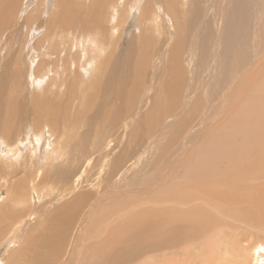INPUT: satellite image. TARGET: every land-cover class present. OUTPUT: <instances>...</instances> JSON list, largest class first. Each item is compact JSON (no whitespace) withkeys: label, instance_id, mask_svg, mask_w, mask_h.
Instances as JSON below:
<instances>
[{"label":"bare ground","instance_id":"obj_1","mask_svg":"<svg viewBox=\"0 0 264 264\" xmlns=\"http://www.w3.org/2000/svg\"><path fill=\"white\" fill-rule=\"evenodd\" d=\"M36 1L0 0V35L25 12L24 25L34 30L29 33L31 38L36 20L45 17L43 29L2 63L0 139L19 153L27 150L25 142L10 134L13 118L3 111L8 90L19 93L13 108L16 122L36 146L46 142L40 115L51 118L47 132L54 136L64 102L79 111L98 96L103 103L117 107L108 120L97 121V136L104 126L114 130L126 108L129 121L123 131L128 149L120 157L117 151L104 153L114 142L110 140L106 149L99 150L105 160L98 176L97 204H102L106 224L97 221L99 239L93 251L100 264H264L263 0H202L213 13L186 0H93L91 5L87 0H40V10L35 9L40 4ZM53 1H59L62 9L52 11L57 14L55 25L43 12L49 15ZM18 4L20 10L14 13ZM84 34L91 35L88 39L95 47L79 37ZM120 36L127 40L116 53L113 45ZM55 37L62 43L51 44ZM66 39L78 44L80 56L74 54V46L63 45ZM208 52L213 56L211 62H205ZM155 53L158 56L148 58ZM106 55L122 56L120 70L109 65L105 73L99 71L97 62ZM237 62L252 78L261 79L260 94L250 95L248 80L232 78ZM123 67L128 69V77L119 75ZM83 75H95L96 80L106 77L97 86ZM31 87L38 90L37 95L22 96ZM247 98L249 104L244 108ZM83 117L66 111L61 128L63 148L71 151L69 130L74 119ZM153 117L163 121L152 123ZM180 132V150L171 155L166 142L177 139ZM192 139V145L184 142ZM137 148L142 153L127 168V161L137 156ZM42 149L46 150L33 152L40 154ZM16 155L11 156L12 161L17 160ZM116 157L112 175L129 174V178L113 184L112 177L111 192L103 178ZM90 165L85 164L75 178L74 191ZM187 188L192 191L185 195ZM8 192L11 199V188ZM25 196L24 189L17 194L19 200ZM90 206L77 226L64 264L82 255L88 234H97L96 222L88 225ZM4 215L16 216L7 211ZM59 215L51 216L48 228L36 231L35 243L41 250L49 230L58 233L70 227V221H60ZM187 217L193 221H183ZM21 223L6 234L0 264H10L11 259L17 262V255L22 254L27 225ZM163 224L168 225L167 231L153 235ZM25 249L26 256L32 255L29 251L39 254L29 244ZM142 252L147 254L143 259Z\"/></svg>","mask_w":264,"mask_h":264},{"label":"rangeland","instance_id":"obj_2","mask_svg":"<svg viewBox=\"0 0 264 264\" xmlns=\"http://www.w3.org/2000/svg\"><path fill=\"white\" fill-rule=\"evenodd\" d=\"M5 1L6 0H3V2ZM78 1L83 2L84 0ZM186 1L189 3H196L199 9H205L211 13L214 12L211 9H206L202 0ZM36 2L40 3V0H37ZM92 2L93 0H87L88 5H91ZM19 5L20 4L15 7L14 13L17 10H20ZM42 5L43 3L41 2L40 4L35 6V9L40 10ZM51 5L53 6L50 9L49 15L46 11L43 10V12L45 13V15L53 18L52 23L55 25V17H57V14L53 15V12H56V10L59 11V9H61V3L59 1H53ZM22 10L23 8H21V13ZM24 13L21 16L19 22L13 24V27H5L2 30V34L0 35V69L2 72L4 69V64L2 63L5 61L8 54L18 49H24L28 45L30 39L34 37L35 33L43 29L44 24H42V19H45V17L36 20L37 23L33 26V29H35L36 31L30 38L29 33H32L34 30H31V25H24L27 23V13H25V15ZM262 28H264V26H262ZM107 29H109L108 26ZM72 34L75 36V39H77L76 34H74L73 31ZM132 35H135V33L132 32ZM79 37L81 39L89 40V44L87 43L88 46L95 47L94 42L91 39H88V37H91L90 34L80 35ZM125 40H127V38L122 36L116 39L113 45V48H117L116 53L118 52V48L124 44ZM55 42L59 44L62 43L61 39L58 37H55V40L50 41L51 44H54ZM193 44L194 43H191L190 46L194 48ZM63 45L74 46V54H79L80 56L82 53L78 44H73L68 39L64 40ZM214 45L215 43L211 44L210 49L213 48ZM206 46L207 45L205 44V47ZM210 49H205V51ZM197 52L201 54L200 51ZM158 54L159 53L151 55L149 54L148 58L150 59L151 56H158ZM220 54L221 52H219L217 56H219ZM130 57L134 58L135 60V55H132ZM212 59L213 56L210 52L205 54V62H211ZM121 60L122 56L120 58L115 55L112 58L109 55H106L105 57L100 56V59L97 62L98 66L100 65L99 71L105 73L109 65H113L120 70V65L122 64ZM235 68L237 69H233L235 73L232 74V78L238 77V79L243 78L245 80H248L250 84L247 86V89L250 90V95H253L255 93L260 94L259 90L262 84L261 79L252 78L248 72H244L241 63L238 67L237 62ZM216 72L217 71H215L213 77L216 75ZM119 73V75H122L123 77H128V69H126L125 67H123L122 71ZM104 77H102V79ZM83 78L88 79L89 82L96 83L97 86H100L102 84V79H99L97 77L96 80L95 75H92L90 77H84L83 75ZM120 80L121 76L117 79V88H120ZM246 85L247 84H244L242 87ZM6 92L8 93V102L4 105L3 111L5 114L10 115L13 118V129L10 134L12 136H17L20 140L25 142L27 145V150L23 153H19L14 147L8 146L6 142L0 139V171L5 172V175L0 174V249H2V243L5 239L6 234L14 225L22 222V225H27L24 236L25 246L26 244H29L32 248L38 250L39 254L35 255L34 253H32V251H29L33 256H26V249L24 246L22 254L17 255L18 261L16 262L15 260L11 259L9 263L64 264L65 259L68 258L72 249L71 240L72 238H74L77 226L82 221V219L84 220L86 218L84 215L90 205V222H88V225L96 222L97 230V221H101V225H104V223L106 224L105 216L102 211V204H97V184L99 182L98 176L105 160V157H102V159L100 158L102 152L99 150L106 149V145H108L110 140H114V142L112 143V146L109 147L104 153L117 151L118 157H120L121 152L128 149L129 141L127 139V135L126 137H124L123 126L129 121V113L125 108L121 112V123L115 125L114 130H112V127L104 126L103 131H100L99 135L97 136V121L108 120L109 117L115 114V112L117 111V107L115 105H107L103 103V101L98 96L96 102H94L91 106L83 107L79 111L73 110L71 108L70 102H64L66 106L59 111L58 118L61 120V123L58 125V131L54 136L47 132L50 128L51 118L40 115L41 118L39 120V124L42 125L43 130L46 133V142L42 146H36V142L34 141V139L30 140V138L21 130V126L16 122V114L14 113L13 108L15 103L18 102L17 97L19 93H16L14 90H8ZM37 93L38 90H36V88L34 87H31L27 91L23 92L22 96H35L37 95ZM50 99L54 98L50 97ZM11 100H14L12 104ZM248 104L249 98H247L244 108ZM66 111H73V116H84L78 121L74 119L72 130H69L72 143L71 151L67 148V151H65L66 149L63 148L61 141V137L63 135L61 128L65 124L63 116L66 114ZM28 116L29 115L24 117L20 121V123L25 118H28ZM150 121L156 124L159 121H163V118L153 117L150 118ZM247 121L249 120L247 119ZM163 124L166 125V123ZM180 136L181 132L177 135V139L166 142L168 145V151L169 153H171V155H174L180 150V146L178 143ZM184 142L186 143V145H192L190 142H195V139ZM101 146L103 147L101 148ZM43 147L46 148V150L42 149V152L40 154L37 152H33L34 150ZM136 151L137 156L127 161V168L129 164L135 163L139 158V155L142 153L140 148H137ZM7 154H9V156ZM14 154H17L16 161L11 160V156ZM26 156H28L29 159ZM118 157L112 160L111 164L109 165V168L111 169H107L109 171L108 175L103 178V184L108 186V189L106 190L111 189L112 182L110 179L112 177L114 179L113 184H115L117 180H127L129 178V174L128 177H126L125 174L120 175V173L116 174L115 176L112 175V172L116 167V159ZM88 163H91V165L87 169L84 181L80 185L79 189L74 191L75 178L82 171V167L85 164L87 165ZM5 187L7 188L4 189ZM8 187L11 188V196L14 199H10L9 197H7L9 193ZM22 189L25 190L26 196L25 198L19 200L17 198V194ZM110 191L112 192V189ZM191 191L192 189L187 188L185 190V195L190 194ZM5 211L11 214H15L16 216H5ZM57 213H60V215L57 216L60 221L64 220L67 222V220H69L71 225L70 227L63 229L58 233L55 230H49L47 234V244L41 250L35 243L36 231L38 229L48 228L49 219L51 218V216ZM70 213L71 215H68ZM183 221L191 222L193 221V218L187 217ZM175 223L179 224L176 219ZM8 224H11V227H8ZM167 228L168 225L163 224L162 228L154 230L153 235L161 234V230L162 232L167 231ZM98 239V230L97 234H88L86 245H84L82 255L79 256L71 264H100V261L97 257V251H93V248L97 244ZM139 254H144L142 259L147 255L143 252Z\"/></svg>","mask_w":264,"mask_h":264}]
</instances>
